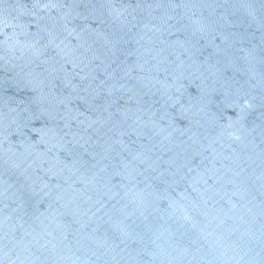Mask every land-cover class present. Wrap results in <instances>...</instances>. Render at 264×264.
Returning <instances> with one entry per match:
<instances>
[{"label":"water","instance_id":"obj_1","mask_svg":"<svg viewBox=\"0 0 264 264\" xmlns=\"http://www.w3.org/2000/svg\"><path fill=\"white\" fill-rule=\"evenodd\" d=\"M0 264H264V0H0Z\"/></svg>","mask_w":264,"mask_h":264}]
</instances>
